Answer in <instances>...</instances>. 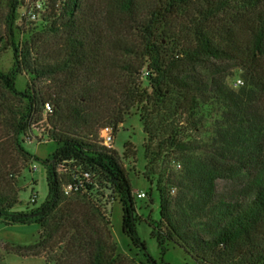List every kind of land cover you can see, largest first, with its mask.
<instances>
[{
  "label": "trees",
  "instance_id": "obj_1",
  "mask_svg": "<svg viewBox=\"0 0 264 264\" xmlns=\"http://www.w3.org/2000/svg\"><path fill=\"white\" fill-rule=\"evenodd\" d=\"M24 1L0 10V57L13 53L11 70H0V220L35 222L40 233L6 251L47 264H168L138 232L124 166L131 159L136 168L134 146L125 144L122 159L101 139L135 112L145 177L160 201V218L149 223L162 256L173 245L198 264H264V0H47L38 22L20 23ZM230 66L241 86L230 85ZM18 75L29 78L24 91ZM39 124L57 145L45 160L48 196L17 212L33 160L22 143ZM70 160L95 183L67 196L74 180L56 165ZM219 181L230 190L220 193ZM116 198L122 232L145 262L114 239L108 205Z\"/></svg>",
  "mask_w": 264,
  "mask_h": 264
},
{
  "label": "rangeland",
  "instance_id": "obj_2",
  "mask_svg": "<svg viewBox=\"0 0 264 264\" xmlns=\"http://www.w3.org/2000/svg\"><path fill=\"white\" fill-rule=\"evenodd\" d=\"M8 0H0V10L5 12L7 10ZM25 12L24 8L19 10V22ZM19 39H23L22 36ZM13 66V53L8 51L2 54L0 57V70L8 73ZM231 75L229 83L231 86L236 87L238 80H241L240 73L233 67H228ZM29 78L25 75H18L16 78V86L20 91H24ZM241 86V85H239ZM44 125H36L33 129V138L25 140L22 143L23 148L30 155L33 156L31 166H36L37 170L32 171L26 169L20 177V204L15 208L17 212H29L35 207L41 206L48 196V183H47V164L45 160L50 159L57 145L51 142H47L45 136ZM146 135L143 131V125L140 121V117L132 112L127 118L126 122L120 126L119 130L115 134L113 149L124 159L125 144L131 143L136 150V168L133 164V160H124V166L128 170L131 185L135 192H144L147 194L145 199H137L138 214L141 217L138 223V232L142 240L146 243L149 254L157 260L158 263L162 259L168 264H198L191 256H189L184 250L170 246L165 256H162L158 242L156 238L152 236L153 226H150V220L153 221V225L160 218V201L155 186L145 177L146 158H145V143ZM175 166V162L173 163ZM133 168L135 170H133ZM179 168H175V171H179ZM231 188V185L225 181L218 182V191L220 193H226ZM175 193H171L173 196L178 194L176 187H174ZM152 192V199L154 205L150 206L149 194ZM36 196V204L32 203L33 197ZM109 196V193H107ZM150 206V207H148ZM108 211L111 213L113 235L116 242L119 244L120 251L128 256L135 257L138 261L145 262V259L141 252L135 249L129 240L124 236L122 232V204L118 198L111 200L108 205ZM151 219L149 220V218ZM40 226L31 222L28 224L7 225L0 220V253L2 259L0 264H47L43 257H22L15 253H9L6 251L5 246L7 244L28 246L35 244L39 239Z\"/></svg>",
  "mask_w": 264,
  "mask_h": 264
},
{
  "label": "built area",
  "instance_id": "obj_3",
  "mask_svg": "<svg viewBox=\"0 0 264 264\" xmlns=\"http://www.w3.org/2000/svg\"><path fill=\"white\" fill-rule=\"evenodd\" d=\"M47 0H25L22 8L25 9L23 14V18L30 22H38L41 17L46 13V5ZM242 81L238 80L236 87L242 85ZM53 113V106L51 104H47L45 106V117L51 115ZM33 138V134H31L30 139ZM115 134L112 129L106 128L101 132V139L103 144L107 148H113ZM29 139V140H30ZM56 163V161H54ZM177 168L181 169V166L178 165ZM32 171H36V166H31ZM56 172L60 175L62 174H70L73 182H70L64 187L65 194L67 196L86 191V186L89 184L95 183V176L92 175L89 171L85 170L83 167L76 165L74 160L59 162L56 165ZM172 193H175V189H172ZM135 197L139 200L145 199L147 196L144 192H135ZM37 202L36 196L33 197L32 203L35 204Z\"/></svg>",
  "mask_w": 264,
  "mask_h": 264
}]
</instances>
